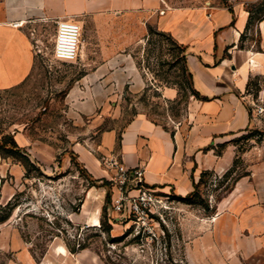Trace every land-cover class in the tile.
Instances as JSON below:
<instances>
[{
	"label": "rangeland",
	"instance_id": "374dc122",
	"mask_svg": "<svg viewBox=\"0 0 264 264\" xmlns=\"http://www.w3.org/2000/svg\"><path fill=\"white\" fill-rule=\"evenodd\" d=\"M214 1L243 2L254 9L264 3ZM151 28L154 32L145 44L134 49L142 77L134 85L127 83L126 74L104 79L87 75L80 59L55 61L53 20L44 22L33 38V73L23 85L0 92V167H24L18 179L16 171L5 172L3 190L13 196L0 201L1 215L10 214L0 223V264H27L29 254L34 264H264V110L259 112L264 101L255 96L263 86L261 76L251 87L256 100L255 106L249 105L248 127L211 145L215 151L230 148L231 163L223 172L207 174L201 198L194 197L191 203L171 188L138 185L100 147L103 132L120 133L139 114L170 131L181 124L187 127L193 103L199 100L179 91L176 83L183 78L178 51L159 35L161 30ZM247 43L245 39L242 44ZM87 83L92 91L72 94ZM170 87L177 90L174 98L164 95ZM90 94L99 106L81 116V101H95ZM20 130L27 136V146L12 142ZM77 147H86L97 157L104 172L101 178L83 166ZM236 159L239 173L250 175L219 201L222 192L213 191L215 179ZM211 206H216L215 213ZM63 251L66 256L60 254Z\"/></svg>",
	"mask_w": 264,
	"mask_h": 264
},
{
	"label": "crops",
	"instance_id": "0c3cea01",
	"mask_svg": "<svg viewBox=\"0 0 264 264\" xmlns=\"http://www.w3.org/2000/svg\"><path fill=\"white\" fill-rule=\"evenodd\" d=\"M64 19L77 21L82 27L80 61L86 64L87 75L104 79L126 74L128 84L140 83L141 69L134 49L145 44L155 26L187 48L194 86L209 98L193 103L187 127L181 124L174 134L145 114L135 116L120 133L113 129L103 132L100 147L105 155L128 170L140 169L146 185L171 188L181 197L194 190L203 171L220 173L228 167L233 158L231 149L218 155L211 145L248 127L249 105L256 100L248 91L250 79L263 78L257 100L264 101V20L247 29L249 11L243 2L0 0V92L23 85L33 73V38L43 23ZM17 22L23 25L16 27ZM242 35L249 44H242ZM85 91H92V85L75 88L72 94ZM164 95L174 98L177 90L165 88ZM90 96L95 101H81V116L99 106L97 97ZM14 138L20 146L29 144L24 131H17ZM27 150L34 153L30 147ZM75 152L91 175L103 176L99 160L88 148L77 147ZM12 170L17 179L24 175V167H0L1 202L13 196L9 189L3 190L5 172ZM29 255L27 264H34Z\"/></svg>",
	"mask_w": 264,
	"mask_h": 264
},
{
	"label": "trees",
	"instance_id": "16d2710c",
	"mask_svg": "<svg viewBox=\"0 0 264 264\" xmlns=\"http://www.w3.org/2000/svg\"><path fill=\"white\" fill-rule=\"evenodd\" d=\"M249 11V22H248V26L247 29L251 28L253 25H255L256 23L264 20V3L261 7L259 8H247ZM153 29L150 28L149 33H153ZM159 35L164 36L165 39H167L171 45V49H173L174 51H178V54L176 56V58L178 59L177 61L180 63L181 62V74H180V78H183V81H177L176 85L179 89V91H188L191 95H193L194 97L200 99V100H209L208 97L203 96L199 93V91H197V89L194 86V81H193V75L190 72L188 65H187V48L178 43L171 34H168L166 32H160ZM245 39V36L242 35L241 37V41H243ZM180 59V60H179ZM254 84V80L250 79L249 84H248V91L251 92V87ZM261 88H257L256 94L255 96L257 97L259 92H260ZM249 111H251L249 109ZM251 113V112H250ZM158 124V123H157ZM165 129H167L165 126H163ZM168 130V129H167ZM172 134H174V131H172ZM13 144L18 147L16 141L13 139L12 140ZM224 148L222 149H216V152L218 155H221L223 153ZM24 159L27 161L28 164L31 165V160L28 156H25ZM24 166L27 168V172H28V164L24 163ZM214 175V172L211 171H203L200 177L199 182L194 183V190L189 193L188 195H186L185 197H180L181 200L184 201H188L189 203H191L192 199L194 197L197 198H201V189L200 186L204 183L203 178L207 175L210 174ZM250 175V173L248 171L244 172V173H239V169H238V159L234 160L233 165L222 175V177L220 178H216L215 182H214V187H213V191L214 192H222V194L219 197V201L222 200L221 198L223 197L224 194L226 193H230L234 190L236 184L245 176ZM91 176V175H90ZM92 177V176H91ZM152 188H155L154 186H152ZM10 203L7 204V206L9 207ZM205 208L209 209V205L205 204ZM216 212V206H211V213H215ZM10 214L7 213L5 215H1L0 213V223L6 221V219H8L10 216Z\"/></svg>",
	"mask_w": 264,
	"mask_h": 264
},
{
	"label": "built area",
	"instance_id": "2783aa9c",
	"mask_svg": "<svg viewBox=\"0 0 264 264\" xmlns=\"http://www.w3.org/2000/svg\"><path fill=\"white\" fill-rule=\"evenodd\" d=\"M16 27L23 25V22L14 24ZM33 34V33H32ZM82 39V27L74 20H58L56 21V29L53 37L52 57L55 61L60 62H76L80 59V48ZM251 106H255V100L250 102ZM264 107L259 106V112H263ZM256 111V109L254 110ZM114 165L123 172L126 177H129L138 185L143 186L145 183L142 178L140 169L128 170L121 166L118 162ZM152 194H150L151 196ZM147 194L144 193L143 201H146ZM135 208H138L136 206Z\"/></svg>",
	"mask_w": 264,
	"mask_h": 264
},
{
	"label": "bare ground",
	"instance_id": "6f19581e",
	"mask_svg": "<svg viewBox=\"0 0 264 264\" xmlns=\"http://www.w3.org/2000/svg\"><path fill=\"white\" fill-rule=\"evenodd\" d=\"M95 223H96V220H93L92 223H91V225H95Z\"/></svg>",
	"mask_w": 264,
	"mask_h": 264
}]
</instances>
